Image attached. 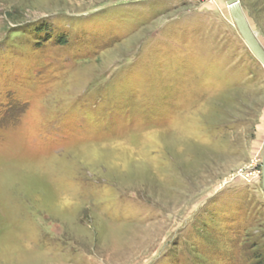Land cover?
<instances>
[{
    "label": "rangeland",
    "instance_id": "1",
    "mask_svg": "<svg viewBox=\"0 0 264 264\" xmlns=\"http://www.w3.org/2000/svg\"><path fill=\"white\" fill-rule=\"evenodd\" d=\"M263 153L225 0H0V264L264 262Z\"/></svg>",
    "mask_w": 264,
    "mask_h": 264
},
{
    "label": "water",
    "instance_id": "2",
    "mask_svg": "<svg viewBox=\"0 0 264 264\" xmlns=\"http://www.w3.org/2000/svg\"><path fill=\"white\" fill-rule=\"evenodd\" d=\"M225 2L229 8V11L231 13L232 18L235 21L237 28L239 29L245 41L247 42L249 48L252 50V52L255 54L257 59L264 66V49L257 40L256 34L252 31L249 22L245 17V14L243 12L239 0H225ZM261 173H262V183L264 190V153L262 158Z\"/></svg>",
    "mask_w": 264,
    "mask_h": 264
},
{
    "label": "trees",
    "instance_id": "3",
    "mask_svg": "<svg viewBox=\"0 0 264 264\" xmlns=\"http://www.w3.org/2000/svg\"><path fill=\"white\" fill-rule=\"evenodd\" d=\"M257 264H264V262H260V263H257Z\"/></svg>",
    "mask_w": 264,
    "mask_h": 264
},
{
    "label": "bare ground",
    "instance_id": "4",
    "mask_svg": "<svg viewBox=\"0 0 264 264\" xmlns=\"http://www.w3.org/2000/svg\"><path fill=\"white\" fill-rule=\"evenodd\" d=\"M228 7V6H227ZM229 9V8H228Z\"/></svg>",
    "mask_w": 264,
    "mask_h": 264
}]
</instances>
